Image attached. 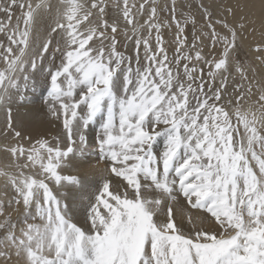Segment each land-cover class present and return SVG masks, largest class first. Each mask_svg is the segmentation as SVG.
Wrapping results in <instances>:
<instances>
[{
	"label": "snow or ice",
	"instance_id": "snow-or-ice-1",
	"mask_svg": "<svg viewBox=\"0 0 264 264\" xmlns=\"http://www.w3.org/2000/svg\"><path fill=\"white\" fill-rule=\"evenodd\" d=\"M177 6L0 0V137L13 140L0 264H264V82L239 59L249 4L217 15L200 0L199 19ZM254 51L264 65V34ZM40 85L43 107L28 97ZM49 117L62 131L33 143L26 123Z\"/></svg>",
	"mask_w": 264,
	"mask_h": 264
},
{
	"label": "bare ground",
	"instance_id": "bare-ground-1",
	"mask_svg": "<svg viewBox=\"0 0 264 264\" xmlns=\"http://www.w3.org/2000/svg\"><path fill=\"white\" fill-rule=\"evenodd\" d=\"M217 7L213 9L219 15L223 11V6L227 5L229 3L235 4L236 0H215ZM246 2L249 4V9L247 10L250 13L249 23L254 21V27L256 28L255 33L251 32V27H249L245 31V36L247 37L245 40L241 42V44L244 46L245 49L249 50L251 56L255 59L256 53L254 51V48L251 49L250 46L255 45L256 42L260 41L262 39V34H264V27H262V17H261V5L262 0H246ZM53 3H56V0H53ZM239 13L237 14V19L239 17ZM229 21L233 22V18L229 17ZM47 22V18H43L42 25ZM250 48V49H249ZM260 65V64H259ZM261 70L264 72V65H260ZM264 75V73H263ZM264 77V76H263ZM44 87L43 85L41 87H37L35 93L29 92L28 97L29 101H34L35 106L43 107V99L42 95H44ZM31 106V105H30ZM27 111V109H20L19 115L23 116L24 113ZM44 111H46V107H44ZM14 118L17 117V112L14 109L13 111ZM5 114L3 111H0V129L4 127L5 124ZM100 119H98L95 123V126L89 127L88 129V135L90 143L93 142V138L95 134L99 131L97 125H99ZM61 132V126L58 121L51 120V118H44L40 122H28L25 125V133L31 134L33 137V143L36 139L39 138H47L51 140L52 137L57 136L58 133ZM4 143H13V140L11 137H8L5 139L4 137H0V144ZM29 145H26V147ZM6 157L2 152H0V163L6 162Z\"/></svg>",
	"mask_w": 264,
	"mask_h": 264
},
{
	"label": "rangeland",
	"instance_id": "rangeland-1",
	"mask_svg": "<svg viewBox=\"0 0 264 264\" xmlns=\"http://www.w3.org/2000/svg\"><path fill=\"white\" fill-rule=\"evenodd\" d=\"M132 2H134V0H129V3H132ZM199 2H200V0H177V4H178V6H177V15H178V17H180L182 19V15L181 14H183V15H195L199 19L200 18V13L198 12L197 7H196V5ZM158 3L162 5V4L165 3V0H158ZM201 27H202V24H201ZM163 31H164V37H165V42L166 43L168 41L173 40L174 33H175V28L174 27H173V29L171 31H167V30H163ZM187 33L189 35V40H191L192 34H193V30L191 28V25L188 26ZM254 47H255V45L250 46L251 49H253ZM131 48H132V45L130 44L129 45V51H131ZM168 50H169V55L171 56L172 55V52H173V49L171 47H169ZM239 59L241 61H244V63L246 65H248V64L253 65L256 68L257 73H258V75L256 76L255 79H258V80H261L262 82H264V77H263L264 76L263 75L264 72L261 70L260 65L251 56L249 50L245 49L242 44H241V47H240V50H239ZM249 77H250V79L252 78L251 77V73H249ZM236 80L239 81V76L238 75H236ZM41 86L42 85H40L38 87H41ZM46 94H47L46 91H44V95H46ZM98 119H100V118H97V120ZM96 121H93L90 124V126L91 127L95 126ZM59 124L61 126V123L60 122H59ZM96 128H98V130H99V125H97ZM61 131H62V126H61ZM2 183H3V180L0 179V184H2ZM13 218L14 219H17L18 223L20 221H22V218H17V216H16L15 213L13 214ZM77 219L80 221L81 224L84 222V215H83V212L82 211L78 214Z\"/></svg>",
	"mask_w": 264,
	"mask_h": 264
}]
</instances>
